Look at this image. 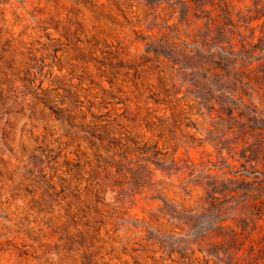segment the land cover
I'll return each mask as SVG.
<instances>
[{
    "label": "rangeland",
    "instance_id": "rangeland-1",
    "mask_svg": "<svg viewBox=\"0 0 264 264\" xmlns=\"http://www.w3.org/2000/svg\"><path fill=\"white\" fill-rule=\"evenodd\" d=\"M263 18L0 0V264H264Z\"/></svg>",
    "mask_w": 264,
    "mask_h": 264
},
{
    "label": "trees",
    "instance_id": "trees-1",
    "mask_svg": "<svg viewBox=\"0 0 264 264\" xmlns=\"http://www.w3.org/2000/svg\"><path fill=\"white\" fill-rule=\"evenodd\" d=\"M225 8V7H224ZM224 8H221L220 9V11H221V13H222V15H224L225 13H226V8L224 9ZM232 23V22H231ZM263 24H264V18H263ZM262 27H263V25H262Z\"/></svg>",
    "mask_w": 264,
    "mask_h": 264
}]
</instances>
